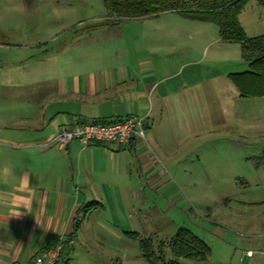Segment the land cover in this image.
<instances>
[{"label":"crops","instance_id":"crops-1","mask_svg":"<svg viewBox=\"0 0 264 264\" xmlns=\"http://www.w3.org/2000/svg\"><path fill=\"white\" fill-rule=\"evenodd\" d=\"M177 15L185 29H164L172 22L162 21V28L139 30L117 46L109 45V35L127 28L97 23L93 30L106 34L107 45L96 35L70 61L67 47L52 55L44 51L40 60H26L22 51L23 60L0 61V264H32L58 240L64 248L57 264H131L127 243L116 244L126 241V233H138L145 209L140 199L169 185L165 168L143 142L72 141L61 148L51 139L62 128L146 117L150 148L161 155L167 147L186 149L185 156L192 141L202 140L197 147L208 134L235 129L229 112L250 99L241 98L229 80L248 70L239 44L221 41L213 23ZM41 45L0 49L7 56ZM53 64L56 71L47 73ZM32 70L39 72L31 77ZM258 263L264 264V232L254 223L250 264Z\"/></svg>","mask_w":264,"mask_h":264},{"label":"rangeland","instance_id":"rangeland-1","mask_svg":"<svg viewBox=\"0 0 264 264\" xmlns=\"http://www.w3.org/2000/svg\"><path fill=\"white\" fill-rule=\"evenodd\" d=\"M162 21L172 22V26L164 29L176 31L186 27L180 24L183 20L175 13H163L145 22L113 21L101 0H0V44L14 47L43 44L41 49H32L30 53L16 50L13 54L9 51L7 56V50L0 49V61H20L25 55L26 60L30 55L40 56L34 59L40 60L42 52L52 55L66 47L64 55L70 61L77 49L88 45L96 35L107 45L106 34L102 37L93 30L98 28L97 23L127 28L124 33L115 31L109 35V45L117 46L120 39L125 38V43L134 32L162 28ZM240 23L248 38L264 35V9L250 1ZM77 34H84L85 39L69 44ZM158 47L164 48L160 43ZM54 69L55 64L48 66L47 73ZM33 72L39 70H32L31 77ZM229 116L234 130L208 134L204 137L207 142L197 147L202 140L192 141L187 156L186 149L174 147H167L164 149L167 155H161L147 141L148 148L165 168L164 179L170 182L167 187L140 199L145 209H141L138 233L167 242L179 228H185L211 250L205 263L180 259L177 264H250V225L256 223L260 232H264V98L240 99L234 103ZM124 242L131 264H145L133 241L121 237L116 245L125 248ZM164 253L167 261H173L168 248Z\"/></svg>","mask_w":264,"mask_h":264},{"label":"trees","instance_id":"trees-1","mask_svg":"<svg viewBox=\"0 0 264 264\" xmlns=\"http://www.w3.org/2000/svg\"><path fill=\"white\" fill-rule=\"evenodd\" d=\"M101 1L107 16L115 20H136L155 17L163 13H177L190 20L215 24L220 40L239 44L241 57L248 63L246 72L229 76L239 96L241 98H264V35L247 38L238 19L244 6L250 0ZM253 1L264 9V0ZM125 236L136 243L145 264H177L180 259L205 263L211 255L209 246L185 228H179L167 242L157 241L156 236L143 237L134 232L126 233ZM167 248L173 261L166 260L164 251Z\"/></svg>","mask_w":264,"mask_h":264},{"label":"built area","instance_id":"built-area-1","mask_svg":"<svg viewBox=\"0 0 264 264\" xmlns=\"http://www.w3.org/2000/svg\"><path fill=\"white\" fill-rule=\"evenodd\" d=\"M132 140H139L147 145L146 117L129 116L121 121L106 123L88 122L73 128H62L52 139L59 147H65L72 141L83 146L90 143L129 145ZM64 248V242L58 240L50 248L35 255L32 264H57Z\"/></svg>","mask_w":264,"mask_h":264}]
</instances>
